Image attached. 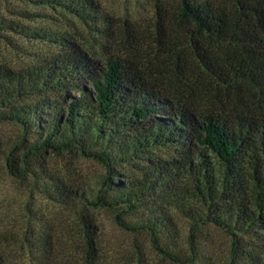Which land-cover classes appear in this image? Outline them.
Segmentation results:
<instances>
[{
  "label": "trees",
  "instance_id": "trees-1",
  "mask_svg": "<svg viewBox=\"0 0 264 264\" xmlns=\"http://www.w3.org/2000/svg\"><path fill=\"white\" fill-rule=\"evenodd\" d=\"M20 1L60 6L82 20L108 19L94 0ZM177 12L197 62L215 85L203 107L160 85L161 75L135 52L101 60L62 38L63 51L41 64L0 69V122L21 128L24 158L76 152L107 173L149 148L169 147L173 156L149 160L141 182L113 183L111 194L94 205L156 245L174 232L167 207L192 227L213 225L237 239V233L264 229V0H178ZM175 67L178 72L176 61ZM6 161L12 174L25 171L11 155ZM160 189H171L168 204L137 223L125 222L123 207L131 212ZM80 222L85 264H95L96 224L82 212ZM247 259L264 264V242Z\"/></svg>",
  "mask_w": 264,
  "mask_h": 264
},
{
  "label": "rangeland",
  "instance_id": "rangeland-1",
  "mask_svg": "<svg viewBox=\"0 0 264 264\" xmlns=\"http://www.w3.org/2000/svg\"><path fill=\"white\" fill-rule=\"evenodd\" d=\"M94 1L106 13L107 23L79 19L56 5L0 0V69L18 71L41 64L63 51L60 40L65 38L101 60L113 53L135 52L141 63L161 75L160 85L185 94L197 107L206 104L215 85L195 58L186 26L178 17V0ZM26 144L18 125L0 122V255L4 264H85L81 212L96 224L95 264H248L247 253L264 242V229L237 233L235 239L213 225L192 227L187 218L167 207L174 232L160 236L156 245L147 233L118 226L113 212L94 205L97 197L111 194L113 183L141 182L149 160L173 156L169 147L149 148L107 173L102 164L76 152L44 151L24 158L21 148ZM8 155L25 170L21 175L9 171ZM161 190L150 192L144 205L131 212L123 207L119 213L125 222L137 223L150 210L168 204L173 193ZM159 248L178 252L180 258H169Z\"/></svg>",
  "mask_w": 264,
  "mask_h": 264
}]
</instances>
